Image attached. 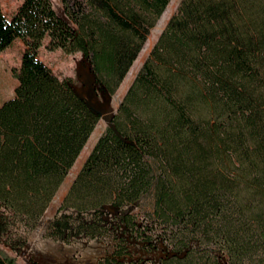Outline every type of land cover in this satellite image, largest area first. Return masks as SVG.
<instances>
[{
  "label": "trees",
  "instance_id": "trees-1",
  "mask_svg": "<svg viewBox=\"0 0 264 264\" xmlns=\"http://www.w3.org/2000/svg\"><path fill=\"white\" fill-rule=\"evenodd\" d=\"M170 2L61 0L71 24L51 0L11 18L0 4V55L25 46L0 106V243L16 255L101 119L39 58L44 41L82 53L113 96ZM44 237L112 238L99 264H264V0L180 1ZM130 239L168 253L134 258Z\"/></svg>",
  "mask_w": 264,
  "mask_h": 264
},
{
  "label": "rangeland",
  "instance_id": "rangeland-1",
  "mask_svg": "<svg viewBox=\"0 0 264 264\" xmlns=\"http://www.w3.org/2000/svg\"><path fill=\"white\" fill-rule=\"evenodd\" d=\"M180 1L181 0H171L168 5L169 8L167 7L166 9L168 10L166 17L162 19L163 14L157 25L151 30L148 37V40L151 39V43L147 44L148 40L145 43L141 51L142 54L140 53L141 56L139 54L140 59L135 65L133 75H129L128 73L126 76V78H128H125L120 88L113 96L96 88L94 84V75L90 69V63L82 53L68 55L62 50L48 51L46 49L48 39L44 41L43 46L39 50V58L47 64L60 79H68L76 93L83 97L96 112L100 113L101 119L92 133V137H90L84 147L83 153L80 154L81 157L79 156L73 168L70 170L37 228L28 235L27 244L21 252L16 255L9 246L1 242L0 249L4 257L16 258V264H25L29 260H35L40 264H99L101 259L113 252L115 241L112 238L94 241L82 239L73 245H65L61 242H54L45 238L44 233L48 223L61 205L72 182L78 175L96 142L107 127L111 125V119L116 114L119 104L148 58L151 50L157 43L170 18L177 10ZM22 2L23 0H0L2 10L8 18H11L16 13ZM51 3L57 15L71 24L64 13L61 0H51ZM24 50L25 46L23 42L21 40H16L12 46L0 55V104L5 99L12 96L18 84L12 71L20 67ZM127 211H132L134 213L139 210L135 207H129L123 210V213ZM129 248L134 258H144L153 261L158 260L168 253L167 247L159 242L155 247L148 249L144 247V244L130 239Z\"/></svg>",
  "mask_w": 264,
  "mask_h": 264
},
{
  "label": "bare ground",
  "instance_id": "bare-ground-1",
  "mask_svg": "<svg viewBox=\"0 0 264 264\" xmlns=\"http://www.w3.org/2000/svg\"><path fill=\"white\" fill-rule=\"evenodd\" d=\"M169 8V7H168ZM167 12H168V10H166V12L164 13V15H163V17H162V19H164L165 17H166V15H167ZM149 43H151V39H149L148 40V43L147 44H149ZM142 54V53H141ZM141 54H140V56H141ZM140 56L138 57V59L136 60V62L134 63V66L131 68V70H130V72H129V75H133V73H134V71H135V65L137 64V62H138V60L140 59ZM128 78V77H127ZM126 78V79H127ZM92 137V136H91ZM90 142V141H89ZM83 153V152H82ZM81 157V156H80Z\"/></svg>",
  "mask_w": 264,
  "mask_h": 264
},
{
  "label": "crops",
  "instance_id": "crops-1",
  "mask_svg": "<svg viewBox=\"0 0 264 264\" xmlns=\"http://www.w3.org/2000/svg\"><path fill=\"white\" fill-rule=\"evenodd\" d=\"M13 95H14V92H13V94H12V96L11 97H8L7 99H5L1 104H0V106L6 101V100H8V99H10V98H12L13 97Z\"/></svg>",
  "mask_w": 264,
  "mask_h": 264
}]
</instances>
